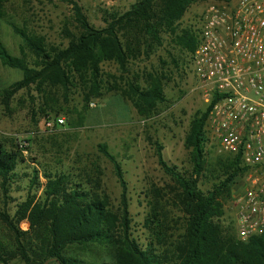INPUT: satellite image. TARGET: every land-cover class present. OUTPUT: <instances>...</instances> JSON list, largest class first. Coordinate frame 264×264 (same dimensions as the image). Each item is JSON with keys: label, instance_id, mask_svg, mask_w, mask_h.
<instances>
[{"label": "trees", "instance_id": "1", "mask_svg": "<svg viewBox=\"0 0 264 264\" xmlns=\"http://www.w3.org/2000/svg\"><path fill=\"white\" fill-rule=\"evenodd\" d=\"M8 1L0 0V22ZM64 1L72 7L77 30L65 49H47L42 40L31 38L13 21L4 20L22 43V55L15 57L0 35L1 64L22 73L20 81L1 91L5 104L33 85L66 89L82 83L87 90L86 104L101 99L103 63H114L126 71L131 61L148 56L160 46L163 33H175V25L191 5L206 0H137L126 12L108 15L102 29L88 22L76 1ZM175 43L189 54L197 45L190 28L182 30ZM25 49L35 56L33 67L26 62ZM162 80L158 75L150 76L147 88L129 87L128 96L140 118L150 117L165 102ZM210 109L211 105H206L192 117L184 140L192 165L190 174L169 165L163 147L154 143L159 167L178 188L175 209L183 218L179 228L168 227L166 206L160 203L155 210L152 200L146 222L149 237L145 245L139 244L133 237L122 167L105 145H99L98 152L112 165L121 189L119 205H111L100 182L83 171L35 170L29 178L35 194L28 192L13 216L0 212V264H264V235L241 242L233 225L221 221L224 211L220 198L243 173L239 159L231 154L217 159L215 167L220 175L212 187L203 192L198 186L208 168L205 125ZM24 163L19 145L0 143L3 195L17 182V166ZM39 174L43 184H39ZM36 190L41 191L38 197ZM21 223H27L26 231L21 230Z\"/></svg>", "mask_w": 264, "mask_h": 264}, {"label": "rangeland", "instance_id": "2", "mask_svg": "<svg viewBox=\"0 0 264 264\" xmlns=\"http://www.w3.org/2000/svg\"><path fill=\"white\" fill-rule=\"evenodd\" d=\"M82 8L88 22L96 29L106 26L108 15L126 12L137 0H74ZM200 1L191 5L183 18L175 25L174 34L163 33L162 43L148 55L131 61L126 71L114 63L101 65L103 81L99 100L86 104V87L82 83L64 89L33 85L15 94L7 104L1 91L22 79L18 70L4 67L0 62V143L7 147L22 143L24 164L17 166L18 180L10 192L0 190V212L13 216L30 188L29 178L33 171H83L100 182L102 191L111 205L117 207L121 189L113 173L112 165L98 152L105 145L108 152L120 163L128 189L129 216L133 237L141 245L149 237L146 222L153 200L155 210L166 206L169 213L168 227L181 226L182 215L175 209L177 186L158 165L154 143L163 147V156L169 165L190 174L192 165L184 140L192 117L205 108L197 90V82L189 68L190 54L176 45V36L194 25L207 3ZM5 19L13 23L33 39H40L45 48L65 49L71 37L77 34L72 7L64 0H9L4 5ZM0 27L2 41L9 52L20 58L21 40L13 35L4 22ZM30 67L36 59L24 51ZM163 78L165 102L159 104L153 115L140 118L128 96L131 85L140 89L148 87L149 77ZM88 89V88H87ZM99 116V118H98ZM63 118L65 125L50 132L44 122L48 118ZM227 156L207 142L206 161L208 168L200 179L201 191L209 190L220 173L217 159ZM239 178V177H238ZM225 189L220 201L224 216L222 223L233 225L232 198L236 193L237 179ZM45 181L39 174V184ZM37 197L41 191L36 190ZM168 201H172L170 206ZM174 201V202H173ZM234 227V225H233ZM21 230L28 229L21 223ZM171 232H168L170 235ZM11 264H21L15 261Z\"/></svg>", "mask_w": 264, "mask_h": 264}, {"label": "built area", "instance_id": "3", "mask_svg": "<svg viewBox=\"0 0 264 264\" xmlns=\"http://www.w3.org/2000/svg\"><path fill=\"white\" fill-rule=\"evenodd\" d=\"M189 28L197 41L189 68L211 105L207 142L236 156L243 170L232 221L237 239L247 242L264 235V0L207 3ZM44 125L52 132L65 122L48 118Z\"/></svg>", "mask_w": 264, "mask_h": 264}, {"label": "crops", "instance_id": "4", "mask_svg": "<svg viewBox=\"0 0 264 264\" xmlns=\"http://www.w3.org/2000/svg\"><path fill=\"white\" fill-rule=\"evenodd\" d=\"M1 25H2V22H0V27H1ZM11 30H12V29H11ZM12 32H13V31H12ZM0 35H1V40H2L3 37H2L1 30H0ZM13 35L16 36L14 33H13ZM2 42H3V41H2ZM3 44H4V42H3ZM4 46H5V44H4ZM6 46H7V45H6ZM6 46H5V47H6ZM6 49L9 51L8 47H6Z\"/></svg>", "mask_w": 264, "mask_h": 264}, {"label": "water", "instance_id": "5", "mask_svg": "<svg viewBox=\"0 0 264 264\" xmlns=\"http://www.w3.org/2000/svg\"><path fill=\"white\" fill-rule=\"evenodd\" d=\"M49 262L45 263V264H48Z\"/></svg>", "mask_w": 264, "mask_h": 264}]
</instances>
